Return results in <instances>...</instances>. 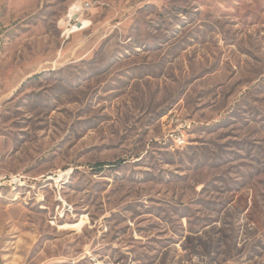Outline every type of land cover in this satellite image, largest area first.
Wrapping results in <instances>:
<instances>
[{
    "label": "rangeland",
    "instance_id": "374dc122",
    "mask_svg": "<svg viewBox=\"0 0 264 264\" xmlns=\"http://www.w3.org/2000/svg\"><path fill=\"white\" fill-rule=\"evenodd\" d=\"M87 1L0 0L4 263L264 264V0Z\"/></svg>",
    "mask_w": 264,
    "mask_h": 264
},
{
    "label": "built area",
    "instance_id": "2783aa9c",
    "mask_svg": "<svg viewBox=\"0 0 264 264\" xmlns=\"http://www.w3.org/2000/svg\"><path fill=\"white\" fill-rule=\"evenodd\" d=\"M74 11H72L67 20L64 22V41L67 42L71 40V38L76 34L77 32L90 27L91 23L86 26L85 21L89 20L86 18L88 12L90 11L91 8V3L87 0H84L83 3L80 4V6H74ZM17 177V178H16ZM17 182H23V177L22 176H13L11 178H7V176L1 175L0 173V186L6 183H9V185H14V183ZM0 264H4V258L0 256Z\"/></svg>",
    "mask_w": 264,
    "mask_h": 264
},
{
    "label": "bare ground",
    "instance_id": "6f19581e",
    "mask_svg": "<svg viewBox=\"0 0 264 264\" xmlns=\"http://www.w3.org/2000/svg\"><path fill=\"white\" fill-rule=\"evenodd\" d=\"M5 264V263H4Z\"/></svg>",
    "mask_w": 264,
    "mask_h": 264
}]
</instances>
